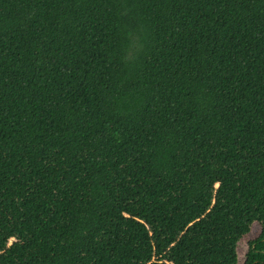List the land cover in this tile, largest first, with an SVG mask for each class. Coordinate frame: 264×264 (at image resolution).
I'll return each instance as SVG.
<instances>
[{
    "label": "trees",
    "instance_id": "16d2710c",
    "mask_svg": "<svg viewBox=\"0 0 264 264\" xmlns=\"http://www.w3.org/2000/svg\"><path fill=\"white\" fill-rule=\"evenodd\" d=\"M0 264H264V0H0Z\"/></svg>",
    "mask_w": 264,
    "mask_h": 264
},
{
    "label": "rangeland",
    "instance_id": "374dc122",
    "mask_svg": "<svg viewBox=\"0 0 264 264\" xmlns=\"http://www.w3.org/2000/svg\"><path fill=\"white\" fill-rule=\"evenodd\" d=\"M258 232V228H257V225L256 224H252L251 227H250V230L249 232H247L242 238H241V248H244L247 241H249V239H251L253 236H255ZM241 261V258L240 256L238 257V262Z\"/></svg>",
    "mask_w": 264,
    "mask_h": 264
}]
</instances>
